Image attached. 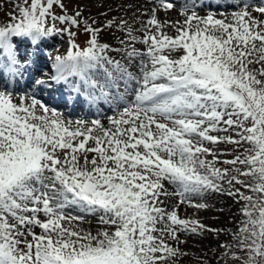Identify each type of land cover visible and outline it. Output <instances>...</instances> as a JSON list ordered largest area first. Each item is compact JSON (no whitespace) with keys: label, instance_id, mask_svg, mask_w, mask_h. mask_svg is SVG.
I'll return each instance as SVG.
<instances>
[{"label":"snow or ice","instance_id":"obj_1","mask_svg":"<svg viewBox=\"0 0 264 264\" xmlns=\"http://www.w3.org/2000/svg\"><path fill=\"white\" fill-rule=\"evenodd\" d=\"M9 2L0 22V264H178L181 235L207 232L230 237L210 249L216 264H264V0H239L220 18L200 15L198 0H151L147 20L102 24L69 12L66 0ZM160 10L182 19L161 20ZM104 31L121 33L119 43L102 41ZM65 34L54 74L32 85L54 82L74 106L107 105V123L65 118L35 90H15L41 45ZM212 194L239 206L231 230L179 214L181 205L210 208ZM89 216L94 232L80 227Z\"/></svg>","mask_w":264,"mask_h":264},{"label":"rangeland","instance_id":"obj_2","mask_svg":"<svg viewBox=\"0 0 264 264\" xmlns=\"http://www.w3.org/2000/svg\"><path fill=\"white\" fill-rule=\"evenodd\" d=\"M143 1L144 0H66V4L69 12H72L78 7L82 8L85 16L91 17L102 24L107 19H110L112 17L131 18L133 14L139 16V18L143 20L141 17L145 18V15H141V13L151 11L152 8V6H150V3ZM213 1H216V3H218L221 0H213ZM232 1L234 2L233 4L239 3V0H231V2ZM0 5H3V7H0V22H4L8 19L7 13L9 11H13V6L12 3L9 2V0H0ZM128 5H133V7L129 9ZM198 10L200 15H206V14H202L203 11L202 9H198ZM234 10L236 9L216 7V9H214L213 11L214 13L217 14V18H220L219 17L220 13H230ZM159 12L163 13L165 11L160 10L158 11V13ZM102 14H106V15H102ZM169 14H175V11H171L169 12ZM146 18L148 19V17ZM135 26L139 27L138 24ZM168 31L169 34L175 35V32H173L171 29H169ZM117 36H122V34L119 32L114 33L111 31H104L101 34L102 41L111 43L113 45H117L119 43V41L116 39ZM79 39L80 41L84 40L83 33L80 34ZM67 41H68V37L66 34L64 36L56 37L55 40L54 39L47 40L46 42H48V44L41 45V50L39 52L38 58H36V61L38 59H43L44 62L46 61L50 62L52 65L53 58L57 54L64 53L65 50L67 49L68 47ZM136 46L140 48L143 47V45L140 44H137ZM25 49L26 48L22 47V51H24ZM26 50H28L27 52L32 51L31 49H26ZM53 71L55 70L53 69ZM32 72H34V67ZM41 75L44 76L43 72H40L39 75L36 76V78L40 77ZM25 79L26 78L22 79L21 82L24 83ZM53 85H55L54 82L52 84V87ZM52 87L48 89H51ZM64 89L65 88L61 87L58 93L56 92L53 93L50 97V101L51 102L54 101L58 96H63L66 97L68 100H70L71 96L67 97L66 93H64ZM15 90L17 93H26V94H31L32 91L35 90L37 91V93L35 92L37 98L41 99L47 106L51 108L49 103L45 102L43 99V97L47 95V91L41 90L40 88L37 89L35 88L34 85H32V87H30L28 91L19 90V89H15ZM101 108L104 110L103 107ZM77 112L79 115L77 116L78 117L77 119L91 120L100 117V116L98 117L97 115L93 117H87L84 115L86 111L82 108H77ZM63 114L66 115L65 113ZM71 117H73V115H71ZM205 202H207L211 207L206 210L197 211L193 207H189L187 205H181L179 208V214L181 215V217H185V218L195 217L201 220L204 224L208 225L210 228L231 230V228L233 227L231 223V221L234 218L233 213L237 211V208L239 206L235 205L230 198L216 194L209 195ZM169 203L174 204L175 200L169 201ZM80 227L86 230H92L94 232L96 228L99 227V225L96 217L89 216L86 218V221L80 225ZM36 231H40V230L37 228ZM181 239L187 240L186 244L180 245V247L184 249L187 255L181 257L178 261V264H187L184 261L185 257L190 258L193 264H199V260L201 257L213 263H216L213 251H210V249H215L220 242L224 241L225 239H230V237H228L225 234H221L219 237H217L215 233L207 232L202 237L181 235Z\"/></svg>","mask_w":264,"mask_h":264},{"label":"bare ground","instance_id":"obj_3","mask_svg":"<svg viewBox=\"0 0 264 264\" xmlns=\"http://www.w3.org/2000/svg\"><path fill=\"white\" fill-rule=\"evenodd\" d=\"M144 1L150 3V6L153 7L151 0H144ZM199 1H202V2H199ZM250 2L256 6H259L261 4V0H250ZM198 3L201 5H204L203 7L199 8V9L203 10L202 14L214 12L213 10L216 9V7L217 8H234V7L228 6L231 3L232 4L234 3L233 1L231 2V0H221L218 3H216V1H213V0H198ZM147 13L150 14V11H147ZM146 17H148V16L145 15V18H143V17H141V18L143 20H146L147 19ZM158 17L161 20H176L179 18L182 19V17H178V14L176 11H175V14H169V12H163V13L159 12ZM54 43H56V42H54ZM44 44H48V42H46ZM24 51L27 52L28 50L25 49ZM42 66H43V68H42ZM42 69H44V70H42ZM40 72H43L45 78H47L49 75L54 74L53 68H51V63L47 62V61L46 62L41 61L39 66L34 69V72H31L30 75L25 76L26 79H25L24 83H22L20 80L19 85L16 87V89L28 91L30 89V87H32V86H30V85H32V81L36 78L37 75H39ZM59 88L60 87L54 85L51 89L43 88L41 90L47 91V95L45 97H43L44 101L49 103L51 108L58 110L62 114L65 113L66 115L63 114L65 116V118H68V119L70 118L72 120H76L78 118L77 116H79L78 112H77V108L85 109L86 112L84 115L87 117H93L95 115H97L98 117L100 116L99 118L104 123H107V120L105 119L106 116H111L114 114L113 112L108 111L107 105H101V107H103L104 110L102 108H100L99 112H97L96 109L89 110V108L86 105L84 107H81L79 104H76L74 106L72 102H68L67 98H62L61 96H59L58 98H56L54 101L51 102L50 97H51L52 93L57 92L59 90ZM37 89H39V88H37ZM35 92L37 93V91H35ZM64 92L66 93V96L68 97L69 95L67 93V89H64ZM71 115H73V117H71Z\"/></svg>","mask_w":264,"mask_h":264},{"label":"trees","instance_id":"obj_4","mask_svg":"<svg viewBox=\"0 0 264 264\" xmlns=\"http://www.w3.org/2000/svg\"><path fill=\"white\" fill-rule=\"evenodd\" d=\"M184 261H185L187 264H193V263L191 262V259L188 258V257H185V258H184ZM210 262H211V261H210ZM211 264H216V263L211 262Z\"/></svg>","mask_w":264,"mask_h":264}]
</instances>
